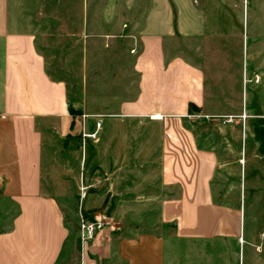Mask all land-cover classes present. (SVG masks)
I'll return each instance as SVG.
<instances>
[{
  "label": "crops",
  "instance_id": "0c3cea01",
  "mask_svg": "<svg viewBox=\"0 0 264 264\" xmlns=\"http://www.w3.org/2000/svg\"><path fill=\"white\" fill-rule=\"evenodd\" d=\"M95 4L99 36L129 43L138 83L128 98L111 94L113 111L88 113L46 54L52 37L70 38L86 52L71 58L82 81ZM255 101L264 0H0V264H264V191L252 170L242 191L219 188L223 142L207 147L192 125L255 116ZM83 114L102 116L88 119L102 126L84 147ZM257 149L246 141V162ZM103 207L110 222L82 248L80 209Z\"/></svg>",
  "mask_w": 264,
  "mask_h": 264
},
{
  "label": "rangeland",
  "instance_id": "374dc122",
  "mask_svg": "<svg viewBox=\"0 0 264 264\" xmlns=\"http://www.w3.org/2000/svg\"><path fill=\"white\" fill-rule=\"evenodd\" d=\"M100 5L95 4L92 6V8H95L98 18L93 23L99 27L94 31L92 30V35L88 39V67L87 69H83L80 78V81H82L79 84H76L78 80L77 69L73 67V60L71 58L72 56H78L84 62V60L86 61V52L80 53L79 50L76 51L77 48L74 47L75 44L70 38L56 36L50 40L59 42V45L56 48L52 47V50L46 54L50 60V64L55 66L56 70L63 73V79L68 81L70 91H73V88L76 93L79 91L78 94L81 96V102L88 113L113 111L118 101L110 99L111 94H121L122 97L128 98L136 92L138 83V75L131 66L132 62L124 55L125 51L129 48V43L121 38L99 36V34L103 33L102 22L100 21ZM38 7L36 5L31 15L37 12ZM33 22L36 30H38L40 23L38 21ZM65 24L69 25V22H63V25ZM60 27V22L49 20L42 26V28L51 33L63 32V29H60ZM53 48L55 49L54 51ZM72 82L75 85H72ZM253 113L255 116L249 118L243 114L241 116H234L233 118L230 116L192 121V125L196 128L198 136L204 145L209 148H216L219 147L220 142H223L226 155L223 157L222 163L219 164L216 175V184L219 188L242 191L247 186V180H244L245 171L252 170L251 178H254V189L264 191V117L261 116L264 114L263 101L254 102ZM246 141L248 144L250 142L254 143L258 148L259 158L253 164H249L244 158ZM231 145H238V148L232 149ZM105 209L103 207L94 211V213L104 215L108 225L111 212L108 214ZM156 228L152 229L149 226L148 228H144L143 231L144 233L161 232V229L157 230ZM114 230L121 232L118 226H114ZM167 230L164 229L165 232ZM73 233L74 237L79 234L78 219L74 223ZM74 242L78 245V239L77 242ZM77 247L79 250V246ZM242 259L244 261V250L242 252Z\"/></svg>",
  "mask_w": 264,
  "mask_h": 264
},
{
  "label": "built area",
  "instance_id": "2783aa9c",
  "mask_svg": "<svg viewBox=\"0 0 264 264\" xmlns=\"http://www.w3.org/2000/svg\"><path fill=\"white\" fill-rule=\"evenodd\" d=\"M135 53V50L132 51ZM259 81V78H256V82ZM91 117L95 119H102V116H91L87 114H83L80 117V137L82 139L83 147L85 146L87 140L98 141L99 140V132L102 126V120H96L94 123V128L89 130L87 121ZM246 117V116H245ZM86 187H81L83 199L86 195ZM107 219L104 215H98L96 213L86 214L80 209L79 212V231H80V243L82 248L93 242L97 236L102 233L107 227Z\"/></svg>",
  "mask_w": 264,
  "mask_h": 264
},
{
  "label": "bare ground",
  "instance_id": "6f19581e",
  "mask_svg": "<svg viewBox=\"0 0 264 264\" xmlns=\"http://www.w3.org/2000/svg\"><path fill=\"white\" fill-rule=\"evenodd\" d=\"M241 242H243V240L241 239Z\"/></svg>",
  "mask_w": 264,
  "mask_h": 264
}]
</instances>
